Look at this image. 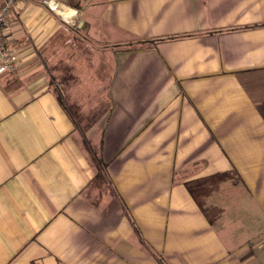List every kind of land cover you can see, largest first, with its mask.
<instances>
[{"label":"crops","instance_id":"0c3cea01","mask_svg":"<svg viewBox=\"0 0 264 264\" xmlns=\"http://www.w3.org/2000/svg\"><path fill=\"white\" fill-rule=\"evenodd\" d=\"M61 1L4 30L0 264H264V0ZM65 36L94 114L50 70Z\"/></svg>","mask_w":264,"mask_h":264},{"label":"rangeland","instance_id":"374dc122","mask_svg":"<svg viewBox=\"0 0 264 264\" xmlns=\"http://www.w3.org/2000/svg\"><path fill=\"white\" fill-rule=\"evenodd\" d=\"M63 44H64V48L63 52H58L55 53L53 52L52 55L50 56V70L53 73L54 77L59 78V84L63 81V89L66 92H71L72 90L75 92V94H80L81 96H83L84 98V113H92L94 114V111L97 110V106L99 104V102L94 103L93 101V105L90 106V104L88 103V99L92 97V89L91 86L88 87L87 85H80L79 83H81L83 81L82 77H81V73L84 70H87V68H89L87 65V63H77V61L79 60L78 58L82 59L83 57H85L87 54V52L84 50V48L82 49V45H85V43L82 41V35L79 38V41L82 45L78 46L80 47V49H74L72 47V45H74V41L73 39L68 38V37H64L63 38ZM72 41V42H71ZM140 41H134L133 43L135 44H139ZM72 44V45H71ZM68 45V46H67ZM75 51V52H74ZM74 52V53H73ZM97 61L100 63L99 66H101L100 69L101 72L98 74V77L102 78L103 80L108 79L109 74L108 71L110 70V63H109V59H108V55H103V54H98L97 53ZM76 64V65H75ZM80 89V91H78ZM105 89L106 87H101V89H97L96 91H94L93 94H101L103 97L105 95ZM69 103L71 104V100L69 99ZM91 108H90V107ZM95 107V109L93 108ZM80 121H82L83 123L90 121L89 119H92V117H81L79 118Z\"/></svg>","mask_w":264,"mask_h":264},{"label":"built area","instance_id":"2783aa9c","mask_svg":"<svg viewBox=\"0 0 264 264\" xmlns=\"http://www.w3.org/2000/svg\"><path fill=\"white\" fill-rule=\"evenodd\" d=\"M21 0H0V74L14 72L18 69V58L13 49L6 45L4 30L8 25L9 19L17 3ZM40 3L50 11L62 15L61 0H39ZM264 250V243H263Z\"/></svg>","mask_w":264,"mask_h":264},{"label":"trees","instance_id":"16d2710c","mask_svg":"<svg viewBox=\"0 0 264 264\" xmlns=\"http://www.w3.org/2000/svg\"><path fill=\"white\" fill-rule=\"evenodd\" d=\"M169 39H173V38H169ZM143 43H148L150 45L152 44H156L155 41H146V42H143V41H140L139 44H143ZM105 172H106V167L105 165L102 163V162H99V165H98V171H97V180H100L103 178V176L105 175Z\"/></svg>","mask_w":264,"mask_h":264}]
</instances>
